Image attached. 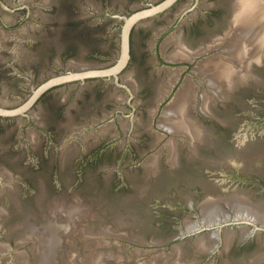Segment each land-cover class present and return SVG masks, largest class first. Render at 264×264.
<instances>
[{"label":"flooded vegetation","instance_id":"af4514ba","mask_svg":"<svg viewBox=\"0 0 264 264\" xmlns=\"http://www.w3.org/2000/svg\"><path fill=\"white\" fill-rule=\"evenodd\" d=\"M0 1V31H9L0 32L7 57L0 59V90L12 91L25 72L44 74L48 65L47 79L77 54L87 69L111 66L122 27L114 15L161 0H133L125 10L81 0L90 22L78 15L80 0ZM234 1L174 0L130 26L128 57L115 75L66 82L41 93L23 115H0V264H22L20 254L29 263L38 258L37 238L25 240L13 227L24 211L33 222H67L60 238L83 252L76 264H90L87 245L105 251L114 241L132 258L141 253L137 245L146 246L141 257L158 253L161 264H264V56L253 60L247 49L236 59L224 50L233 41ZM42 6L48 15L37 14ZM14 12L21 14L16 23L5 17ZM178 44L189 54L172 56ZM206 59L235 69L228 80L214 79L211 64L198 69ZM181 94L183 105L172 110ZM187 124L196 136L185 132ZM67 143L79 149L61 151ZM73 188L99 198L71 196ZM56 192L68 196L57 201ZM75 204L85 208L71 218L64 208ZM124 208L128 215L120 216ZM105 213L130 227L105 222ZM107 251V264L122 259Z\"/></svg>","mask_w":264,"mask_h":264},{"label":"bare ground","instance_id":"6f19581e","mask_svg":"<svg viewBox=\"0 0 264 264\" xmlns=\"http://www.w3.org/2000/svg\"><path fill=\"white\" fill-rule=\"evenodd\" d=\"M234 6H235V12H234L235 14L233 13L234 15H233L232 19L234 18L233 22L235 24H233V25L235 26V31H234V35H233V41H231L229 43V46L227 48H225L224 50H226V52L231 54L232 56H236V59L237 58L240 59L242 54L244 53V51L247 49L250 50V52H251L250 54L252 56L251 57L252 59H253V57L255 59V57L264 56V0H235ZM173 40L175 42L176 38H174ZM245 40L247 41V43L244 44L243 42ZM171 54H172V56L175 57V56H186L189 53H188V50L183 45L178 44L174 48V50L171 52ZM203 62H205V63H203ZM203 64H211L212 65V67H213V73H212L213 75L212 76L214 77V79L220 78V79L228 80L230 78V76L232 75L234 69H235L234 63H231L230 61H225V60L221 61L219 59H215V60H213V59L207 60L206 59L205 61H202L200 66L198 64V66H199L198 69H200ZM182 95L183 94H181L176 99V101L174 102V104L171 107L172 110L177 111V110H179L181 105H183ZM178 122H179V120H178ZM186 123L187 122H185L184 124L186 125ZM188 123H189V121H188ZM177 124H179V123H177ZM183 128H186V127L184 126ZM186 130L188 131V133L190 135L196 136L198 134V131L193 126V124L188 125L187 128L185 129V132H187ZM152 164L153 163L151 162L150 165H152ZM84 208H85V206L75 204L73 206H69V207L64 208V210L66 211V213L71 215L70 216L71 218H73L74 215L81 214L84 211ZM49 211H50V209H49ZM260 211H261V209H260ZM255 212L257 213V211H255ZM29 214H30L29 212L24 211L22 213L21 217L18 218L17 222H15L13 227L19 230V233L22 235V237L25 240H28V239L33 240L32 237L37 238L36 240H33V249L35 250V253L37 254L38 258L33 263H29L26 256L23 254H20L18 256L20 259L19 261L22 264H61L62 263L61 260H63L65 262V264H76V261H77L76 256H81V254L83 252H79V250L74 249V245L72 247V241L69 244H66V243H64V240H63V244L66 246L64 248V246L62 244V238H60L61 236L63 237V233L67 231V228H69V225L67 224V222L65 221V222L59 223L58 221H54V219L45 220L44 218H43V220L40 221V223H38L39 221L33 222L31 220V218L29 217ZM52 217H54V216L52 215ZM113 220L118 225H123V226L125 225L127 227H130V225H131L130 222H127V220H125V218H122V217H117L116 219L114 218ZM41 225L43 226V229L39 227ZM87 225H89L88 228L87 227L82 228L83 232L85 231L86 228H87V230L85 232H87L88 229L90 230V226L92 224L90 222H88ZM55 232H56V234H55ZM228 232H230V231H228ZM85 234H87V233H85ZM133 235L134 234H132V236ZM135 235H136V233H135ZM84 236H86V235H84ZM130 238H133V237H130ZM197 243H198V241H197ZM95 244L94 245L93 244L87 245L89 247L87 250V253H88L87 255L90 257L89 258L90 264H107V262L103 259V257L109 256L108 251L107 250L102 251V250L95 249L94 247L97 245V244L96 245ZM65 251H67V254L65 253ZM64 253H65V259H63ZM263 254H262V256L264 257ZM114 257H115V259L120 258V256H118V255H116Z\"/></svg>","mask_w":264,"mask_h":264},{"label":"rangeland","instance_id":"374dc122","mask_svg":"<svg viewBox=\"0 0 264 264\" xmlns=\"http://www.w3.org/2000/svg\"><path fill=\"white\" fill-rule=\"evenodd\" d=\"M89 2L95 6L97 9L98 8H102L103 6H105L106 4L110 5V7H119L120 9H127V7L130 4H133V0H89ZM141 1H139L140 3ZM79 5L83 7V11L81 13H79L78 15H82L85 18V21L90 22V20H92L91 16V11H89L85 5H83V3L81 2V0L79 1ZM85 7V8H84ZM37 8V7H36ZM47 13V8H45L44 6L40 7L39 11L37 12L38 15L43 16ZM35 15V14H34ZM48 15V14H46ZM21 16V14L19 12H14L12 14H5V17L10 21V22H17V20L19 19V17ZM82 23V22H81ZM18 26L22 27V26H27L25 22H20L18 24ZM100 26H110L109 23H104V25H100ZM2 34L7 35L9 34V31L6 30H1L0 31ZM80 53V52H79ZM0 59L2 60H6L7 57L5 55L1 56L0 54ZM67 61L68 60H75V61H80V62H84L85 60L81 58L80 54H77L76 56L74 55L73 57H69L66 58ZM46 62V61H45ZM66 63V62H65ZM62 63L60 62V65ZM63 65V64H62ZM67 66V63L65 64ZM51 66L46 65L45 67V72L43 74V72H39L36 75L33 72H25L24 75L22 76V80L20 81V83L22 85H15V87L17 88L14 90H7L8 88L4 89V90H0V102L3 104H17L20 103L21 101H23L28 95H29V88L31 89L32 87H34L36 84L39 83V81H43L45 79V75L46 73H50L51 72ZM72 68L71 66H67V69ZM61 70H64L63 68H60ZM14 86V85H13ZM62 94H66V91H62ZM250 104L254 105V108L257 107V102L256 101H250ZM34 114L37 115V117H40L42 115V113H40L39 111H33ZM66 123V121H65ZM70 126H77L79 125L78 122L76 121H72L69 123ZM34 133V132H33ZM73 151L78 150V145L75 143L73 144H69L67 143L61 151H66L67 148H70ZM63 160V162L65 163V161L67 159L63 158L61 159ZM28 162H31V160H28ZM73 167V166H72ZM43 180L40 179V183L42 184L43 187ZM76 188H73L72 192H71V196H78L80 198H84V199H90L92 200H97L99 197L95 194V193H90V194H86L84 195L83 193L80 192H76ZM67 194L64 192H56L53 196V199L56 198L57 201H64L66 199ZM93 203V202H92ZM91 208H92V204L88 203ZM96 204V203H95ZM95 207V205H93V208ZM21 208V207H20ZM19 208V209H20ZM92 211H94L92 209ZM95 212V211H94ZM115 243V244H114ZM114 243L109 242V244H107L103 250H108V249H112L113 250V255H121L122 259L120 258L119 263L117 264H121V261L126 262L127 264H142L140 261H142V259L147 260L150 264H161L164 261V256L163 255H159L158 253H152L151 255H146V256H142L140 254H147V247L146 246H142V245H137L136 249L139 250V252H141L140 254L136 255V257L132 258L131 254H130V249H125V248H121V245L116 243V241H114ZM75 245V244H74ZM133 249V248H132ZM110 255V254H109ZM177 258V255H174L173 258L170 260V262H174ZM112 264H116V263H112Z\"/></svg>","mask_w":264,"mask_h":264},{"label":"water","instance_id":"95a60500","mask_svg":"<svg viewBox=\"0 0 264 264\" xmlns=\"http://www.w3.org/2000/svg\"><path fill=\"white\" fill-rule=\"evenodd\" d=\"M174 0H161L157 4H151L148 7H144L138 9L129 15H118L115 14L114 17L122 20L120 26V47L119 54L117 60L107 68H93L87 69V65L80 61L70 60L67 66H71V69L65 70L64 72L53 74L38 85L35 88L31 89V94L27 97V99L21 104L15 107H1L0 106V115L2 116H14V115H23L24 112L30 108V106L35 102V100L39 97L41 93L45 90L61 86L66 82H71L75 80H83L85 77H93V76H102V75H115L126 63L128 57V31L130 26H133L139 20L150 16L154 13L160 12L165 9L169 4H171ZM2 7L5 5L0 1ZM126 209V208H124ZM128 209V208H127ZM124 210V213H121L120 216L128 215V211ZM108 218H114L112 215L105 213L104 220ZM116 219V217H115ZM101 231H104V235L109 234V225L105 224L104 228L100 227Z\"/></svg>","mask_w":264,"mask_h":264}]
</instances>
